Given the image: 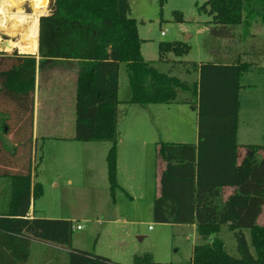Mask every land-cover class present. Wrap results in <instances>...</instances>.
<instances>
[{"label":"trees","instance_id":"obj_1","mask_svg":"<svg viewBox=\"0 0 264 264\" xmlns=\"http://www.w3.org/2000/svg\"><path fill=\"white\" fill-rule=\"evenodd\" d=\"M49 9L50 14L38 20L39 62L75 61L74 140L110 144L105 161L111 197L118 187L117 95L123 65L129 85L128 104H189L178 100L180 92L189 93L196 101L197 144L157 145L162 169L152 203L153 221L195 225L197 235L205 240L221 227L233 233L238 257L228 255L223 242L213 238L192 247L188 264H264V225L258 223L264 207V156L258 153L264 152V147L236 142L239 81L248 65L183 63L187 72L198 74L189 87L143 60L142 41L136 21L128 15V0H53ZM201 9L211 17L209 33L216 38L232 37L242 24L243 12L247 26L252 18L264 23V0H208ZM174 15L175 21L183 22L179 13ZM188 48L183 42L160 43L158 62H169L168 54L180 57ZM34 68L35 60L30 56H3L1 90L25 101L33 92ZM30 172L27 166L8 174L0 188V264H28L35 242L65 251V264H116L73 249L72 221L28 219L31 198L41 194L40 185L31 186ZM227 188L232 191L226 195ZM244 231L249 232L253 253ZM132 264L170 263L154 262L144 255L134 257Z\"/></svg>","mask_w":264,"mask_h":264},{"label":"rangeland","instance_id":"obj_2","mask_svg":"<svg viewBox=\"0 0 264 264\" xmlns=\"http://www.w3.org/2000/svg\"><path fill=\"white\" fill-rule=\"evenodd\" d=\"M46 11L50 14L49 6ZM208 0H128L129 17L136 21L137 34L141 39L140 53L145 62L161 73H169L191 87L198 79L194 71L187 72L183 63H221L246 64L248 71L240 78L241 89L238 92V117L236 142L240 146L264 147V23L257 18L250 19L246 25L245 12L242 13V24L237 27L230 38H216L210 35L208 22L211 17L201 9L206 6ZM24 13L30 12V7L25 4L22 8ZM174 13H179L183 22L175 21ZM164 33L161 36V33ZM19 34L10 38L0 33V41L17 40ZM3 39V40H2ZM183 42L188 45L186 54L176 57L168 54L169 62H158V45L160 43ZM14 55L31 56L20 54L17 50L9 52L0 49V58ZM118 128L122 132L128 130V123L134 121H146L147 126L152 125L155 142L131 143L126 138L121 147L120 167L121 173L113 198L107 188L105 174L101 173L97 164H92L88 174H85L84 165L77 156L85 154L81 144H67L65 155L70 157L69 167L64 171V177L57 180L58 187L50 185L52 178L59 168L60 162L51 165L49 157L54 152L57 142L43 143L38 138L36 144L28 143L19 148L16 156L8 161L0 157V164H10L12 168L8 173L19 172L21 163L30 167V159L36 161V175L41 187V194L34 197V208L38 217L46 219L72 218V248L100 255L106 258L111 253L117 252L116 259L112 262L128 264L126 253L135 252L136 256H149L152 261L170 264H188L192 247L202 245L213 238H219L226 253L232 257H238L236 242L233 233L225 227L220 231L204 239L197 235L196 230L187 225L159 224L152 218V203L157 188L156 170L159 168L157 161L158 143H187L195 141L197 135V114L191 110L194 101L187 92H180L178 100H191V106L185 103H173L170 106L132 105L128 104L129 85L126 71L120 66L118 76ZM10 98L7 95L0 96V107L14 118V111H10ZM6 106V107H5ZM74 117V110L71 109ZM22 118L29 120V113L22 114ZM74 125V123H73ZM104 145V144H100ZM55 151L54 153H56ZM86 156V157H85ZM84 157L87 158V155ZM258 156H264L259 152ZM44 158L41 165L40 160ZM57 162V161H56ZM15 163V167H13ZM13 165V166H12ZM21 165V166H20ZM34 167V166H33ZM25 168H27L25 166ZM24 169V168H23ZM6 171L0 168V173ZM129 171L130 179L126 181L125 173ZM68 173V174H67ZM68 176L73 186H66L64 181ZM101 180V181H100ZM7 182L2 176L0 183ZM89 182V183H88ZM100 184H105V188ZM0 184V188L3 186ZM121 218L134 222L128 226L129 234L125 235L119 230L120 225L104 224L105 221ZM264 224V214L262 217ZM79 225L82 230H76ZM112 226L115 229L112 230ZM108 227V228H107ZM108 229H110L108 231ZM249 250L253 253L250 245L249 232L244 231ZM141 236V239H139ZM42 254H53V262L45 264H65L66 252L55 251L53 253L43 246H33L28 264H44V255L35 257L36 250ZM43 251V252H42ZM40 260V261H39ZM117 261V262H118Z\"/></svg>","mask_w":264,"mask_h":264},{"label":"crops","instance_id":"obj_3","mask_svg":"<svg viewBox=\"0 0 264 264\" xmlns=\"http://www.w3.org/2000/svg\"><path fill=\"white\" fill-rule=\"evenodd\" d=\"M45 16H48L47 14ZM28 55V54H27ZM30 58L35 60V68H34V76H33V92L28 96L25 101H20L16 97H11L8 93L1 90V83H0V96L7 95L12 102L9 106L10 111H14V118L10 119L9 114L0 107V157H5L8 161H11V158L14 159L19 148H23L25 150V146L30 143L36 144L38 138H40L43 143L49 142H57L61 144L59 146H54L53 151H57L56 153H52L51 157H49V162L53 166L54 163L60 162L59 168L56 169L57 172L55 177L52 178L50 185L54 188L58 187L57 180L62 176L64 171L69 167L68 161L70 157L65 155V150L67 144H81L79 147L81 150L85 152L82 156H77L78 160H81L82 165H84L85 174H88L89 168L90 170L92 164H97L101 173L105 174V178L107 180V168H106V155L110 148L109 143L105 142H88L82 143L77 142L74 140V119L73 112L71 109L74 110L75 106V97H76V81H77V69L76 63L72 60H65V61H55V60H44L39 62L38 52L35 54H30ZM4 56V55H3ZM1 59V58H0ZM214 64H231L227 62L221 63H214ZM120 69V68H119ZM119 76V75H118ZM189 104L185 103L186 106H191V100H186ZM194 103L196 102L195 99H192ZM193 103L191 106V110L197 114L196 107ZM154 106H170L169 105H154ZM6 107V106H5ZM29 113V120L26 121L25 118H22L23 113ZM118 112V106H117ZM128 130L125 131L122 135V132L118 128L119 132V139L117 143V169H116V182H117V189H120L118 184L119 176L121 173L120 167V155H121V147L124 143L125 138L130 141L131 143H147L155 142L158 136L154 137V129L153 126H147L148 122L146 121H134L128 123ZM119 127V126H118ZM104 144V145H100ZM174 144H187V143H174ZM192 145L197 144V135L195 141L191 143ZM87 155V158H85ZM85 156V157H84ZM44 158L40 160L38 165H41ZM57 161V162H56ZM9 163V162H8ZM6 163V165L0 164V168L2 170H6L0 173V179L8 176V171L12 168L10 164ZM22 168L28 166V159L26 163H21ZM14 165V166H13ZM12 166L15 167V163ZM34 166V167H33ZM36 161L30 159V176H31V186L39 185V182H36L38 176L36 175ZM29 167V166H28ZM162 169V167L157 168L156 170V177H157V188L155 196L158 194V171ZM64 170V171H63ZM68 174V173H67ZM125 175L126 181L130 179L129 171L123 173ZM101 181V180H100ZM66 186H73V182L70 177L66 176L64 181ZM89 183V182H88ZM3 185V183H1ZM102 187L105 188V184H100ZM107 188L109 191V185L107 180ZM232 189H225L226 195L229 194ZM110 194V191H109ZM154 196V197H155ZM264 214V207L263 212L258 218V223L260 225L263 224V217ZM28 219L32 218H43L38 217L34 208V199L31 198L30 207L27 214ZM153 218V217H152ZM63 220L72 221L70 216H66L62 218ZM134 222L121 218H114L111 220L105 221L104 224L108 225H120L122 228L119 230L120 232L124 233L125 235L129 234L128 226H132ZM108 228V227H107ZM112 230L115 229L114 226L111 227ZM192 229H195V225H191ZM82 230V229H81ZM110 229H108L109 231ZM196 230V229H195ZM141 239V236H139ZM73 242L71 240V246ZM43 246L47 248V250L53 251L56 248H53L49 245L35 242L33 246ZM60 251L61 249H57ZM63 251V250H61ZM43 252V251H42ZM52 253V252H51ZM95 254V252H93ZM39 250H36L35 257L40 256ZM117 252H113L110 254L109 259H116ZM42 256V255H41ZM128 256L126 261L128 264L133 263L134 257H136L135 252L126 253ZM43 259H48V261L54 260L53 255L47 254L44 256ZM40 261V260H39ZM48 261H45L48 263ZM118 260H114V263H119ZM123 264V263H122Z\"/></svg>","mask_w":264,"mask_h":264},{"label":"bare ground","instance_id":"obj_4","mask_svg":"<svg viewBox=\"0 0 264 264\" xmlns=\"http://www.w3.org/2000/svg\"><path fill=\"white\" fill-rule=\"evenodd\" d=\"M50 0H0V33L10 38L19 34L15 41H0V49L5 52L17 50L20 54H35L38 44V20L47 14ZM25 4L30 7L24 13Z\"/></svg>","mask_w":264,"mask_h":264},{"label":"built area","instance_id":"obj_5","mask_svg":"<svg viewBox=\"0 0 264 264\" xmlns=\"http://www.w3.org/2000/svg\"><path fill=\"white\" fill-rule=\"evenodd\" d=\"M163 35H164V33L162 32V33H161V36H163ZM72 228H74V227L72 226ZM75 229H76V230H81V227H80L79 225H76V226H75Z\"/></svg>","mask_w":264,"mask_h":264},{"label":"water","instance_id":"obj_6","mask_svg":"<svg viewBox=\"0 0 264 264\" xmlns=\"http://www.w3.org/2000/svg\"><path fill=\"white\" fill-rule=\"evenodd\" d=\"M3 40V39H2ZM3 41H5V40H3Z\"/></svg>","mask_w":264,"mask_h":264}]
</instances>
